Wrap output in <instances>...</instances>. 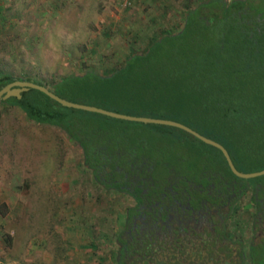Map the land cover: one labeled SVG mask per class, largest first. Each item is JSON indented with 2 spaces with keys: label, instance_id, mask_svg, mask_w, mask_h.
<instances>
[{
  "label": "trees",
  "instance_id": "obj_1",
  "mask_svg": "<svg viewBox=\"0 0 264 264\" xmlns=\"http://www.w3.org/2000/svg\"><path fill=\"white\" fill-rule=\"evenodd\" d=\"M184 19L177 32L156 35L102 73L83 65L79 73L39 79L0 68V89L30 80L72 102L178 121L222 144L239 171L263 170L264 0H203ZM0 106L61 129L97 185L129 197L115 264H185L204 249L200 238L215 257L231 241L225 221L247 196L254 215L249 260L239 253L230 263L264 264V175L235 176L218 148L180 128L64 107L36 89Z\"/></svg>",
  "mask_w": 264,
  "mask_h": 264
},
{
  "label": "rangeland",
  "instance_id": "obj_2",
  "mask_svg": "<svg viewBox=\"0 0 264 264\" xmlns=\"http://www.w3.org/2000/svg\"><path fill=\"white\" fill-rule=\"evenodd\" d=\"M202 1L133 0L123 7L119 0H0V68L39 79L79 73L83 65L102 73L156 35L177 32L185 11ZM247 199L233 231L244 237L253 216ZM130 203L97 185L61 129L0 106V264H115Z\"/></svg>",
  "mask_w": 264,
  "mask_h": 264
},
{
  "label": "water",
  "instance_id": "obj_3",
  "mask_svg": "<svg viewBox=\"0 0 264 264\" xmlns=\"http://www.w3.org/2000/svg\"><path fill=\"white\" fill-rule=\"evenodd\" d=\"M30 88L36 89V90L44 93L45 95H47L51 99L55 100L56 102H58L59 104H61L64 107L80 109V110H84V111H88V112L99 113V114L106 115V116H109L112 118L122 119V120H127V121L163 124V125H169V126H174V127L180 128V129L190 133L191 135L195 136L196 138H198L202 142L218 148L221 151V153L223 154L230 171L235 176L242 178V179H249V178L257 177L260 175H264V169L260 170V171H256V172H241V171H239L235 167V165L233 164V161H232L228 151L226 150V148L222 144H220L219 142H217L213 139H210V138H207V137L201 135L197 131L193 130L192 128H190V127H188V126H186V125H184L178 121L168 120V119L152 118V117H143V116H132V115L118 113L115 111L106 110L104 108L93 106V105H87V104L72 102V101H69V100H66L64 98L59 97L58 95H56L54 93V91L52 89H49L43 85H40V84L35 83L33 81H30V80L29 81L28 80H14V81L6 84L5 86H3L0 89V100H5L11 96L20 98L21 93L23 91H27Z\"/></svg>",
  "mask_w": 264,
  "mask_h": 264
},
{
  "label": "flooded vegetation",
  "instance_id": "obj_4",
  "mask_svg": "<svg viewBox=\"0 0 264 264\" xmlns=\"http://www.w3.org/2000/svg\"><path fill=\"white\" fill-rule=\"evenodd\" d=\"M237 215L238 213H235L233 216L230 215V217L225 221L224 225L226 226V232L224 235L225 237H228L231 241H227L228 240L227 238L224 241H222V249L218 251V254L215 257H211V254L209 253V248L206 243L207 239L200 238V243L203 245L202 248L204 249L198 253H193L194 252L193 250L191 252L192 253L191 258L190 256H188L189 257L188 260H185L183 258L182 261H186L185 264H194V263L208 264L206 262L210 260L209 258H212L210 260L211 264H213V262L214 264H229L231 261L236 262L239 259V253H242L245 260L248 261L249 243L253 241V233L252 230H250L249 237L247 236L244 237L241 234L233 233L235 229V225H238L236 221ZM191 232L192 230L190 229L188 234L190 235ZM188 239L190 240V238Z\"/></svg>",
  "mask_w": 264,
  "mask_h": 264
},
{
  "label": "built area",
  "instance_id": "obj_5",
  "mask_svg": "<svg viewBox=\"0 0 264 264\" xmlns=\"http://www.w3.org/2000/svg\"><path fill=\"white\" fill-rule=\"evenodd\" d=\"M119 2L123 7H129L131 6L133 0H119Z\"/></svg>",
  "mask_w": 264,
  "mask_h": 264
}]
</instances>
